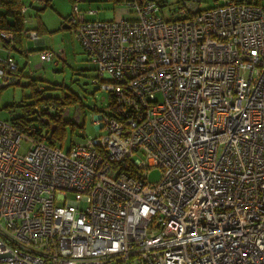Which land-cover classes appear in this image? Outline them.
I'll list each match as a JSON object with an SVG mask.
<instances>
[{"label": "built area", "instance_id": "2783aa9c", "mask_svg": "<svg viewBox=\"0 0 264 264\" xmlns=\"http://www.w3.org/2000/svg\"><path fill=\"white\" fill-rule=\"evenodd\" d=\"M73 1L114 108L66 151L0 119V264H264V0H179L168 20L157 0H122L132 20ZM16 39L0 31V92Z\"/></svg>", "mask_w": 264, "mask_h": 264}, {"label": "rangeland", "instance_id": "374dc122", "mask_svg": "<svg viewBox=\"0 0 264 264\" xmlns=\"http://www.w3.org/2000/svg\"><path fill=\"white\" fill-rule=\"evenodd\" d=\"M162 2V11L166 20L172 19L174 11L179 5V0H157ZM223 0H203L202 8H212ZM73 3L70 0H54L56 9L47 12L48 19L64 18L73 12ZM37 4V3H36ZM84 7L96 8L98 15L96 19H136L135 10L128 4L114 5L108 0H91L90 5ZM131 8V9H130ZM116 10V11H115ZM32 10L31 12H33ZM52 11V12H51ZM161 14V12H158ZM116 15V16H114ZM51 26L59 27L56 33H48L46 35V43L51 48L61 53V57L57 65H51L49 68H36L41 63L39 51H34L36 45L32 40H24L25 47L30 49V54L23 55L18 51H14V55L19 61L22 76L19 77V83L4 87L0 92V119L11 121L17 116L25 114V107L20 104L34 106L35 112H39L40 108L35 105L36 94L32 86V79L36 80L38 87H43L44 96H54L56 98L63 97L65 94H76L78 101L76 104L66 106L67 109L65 119L71 120L76 124L73 129L69 124L66 125L64 150L66 151L71 141L78 143L83 141L82 137L98 136L103 132L96 126V120L101 118L102 112L107 104H109V93L101 90L100 86L93 83V78L97 77V66L91 61L86 53H84L81 43H79L73 30L64 29L59 22H51ZM28 56V57H27ZM32 104V105H31ZM36 106V107H35ZM36 108V109H35ZM37 113H28V118H36ZM37 123V122H36ZM60 145V144H59ZM163 172L159 168H153L149 173V182L157 183L162 178Z\"/></svg>", "mask_w": 264, "mask_h": 264}, {"label": "trees", "instance_id": "16d2710c", "mask_svg": "<svg viewBox=\"0 0 264 264\" xmlns=\"http://www.w3.org/2000/svg\"><path fill=\"white\" fill-rule=\"evenodd\" d=\"M115 5H119L122 0H113ZM26 2H32V0H0V31H14L17 34L16 46L17 50L23 51L21 43L24 39L23 31L26 29V25L23 21L24 14H22L23 4ZM30 16V13H29ZM24 54V51L22 52ZM19 77L22 76V72L19 68ZM96 77L93 78V80ZM19 83V82H18ZM94 83V82H93ZM36 80L32 79V86L34 88V93L36 94L35 105L40 108L39 112H35L34 106L32 109L29 108L30 105L20 104L19 106L25 107L26 112L10 122L16 127L18 126L20 130L30 134L37 141H44L47 145L54 146L60 144L64 147L65 144V133L67 131L66 125L69 124L71 128H74L76 124L71 120L65 119L67 109L66 106L70 104H76L78 97L76 94H65L61 98H56L54 96H44L43 87L37 86ZM100 86V85H99ZM115 102H113V96L109 97V104L107 107L114 108ZM32 105V104H31ZM35 106V107H36ZM54 107V110L52 108ZM36 109V108H35ZM52 110V111H51ZM101 110V112H103ZM37 113L36 118H28V113ZM37 122V123H36ZM87 137L83 136L82 139L85 140ZM81 142V141H80ZM75 144L71 141V145Z\"/></svg>", "mask_w": 264, "mask_h": 264}, {"label": "crops", "instance_id": "0c3cea01", "mask_svg": "<svg viewBox=\"0 0 264 264\" xmlns=\"http://www.w3.org/2000/svg\"><path fill=\"white\" fill-rule=\"evenodd\" d=\"M70 1L72 2V0H70ZM90 1L91 0H87L86 2H84L82 4V7L86 9L87 7H84V6L90 5ZM108 1H111L112 4L115 5L113 0H108ZM119 5L121 6V4H119ZM119 5H117V6H119ZM50 9H52V10L56 9L54 6V0H47V2L45 4H42V3L35 4L34 11L30 13V23L28 24L27 27L29 29L37 31L40 34V38L38 40H36V41L32 40L34 42V44L36 45V49L34 51H39V50L45 49V48H47V49L51 48V45L50 44L48 45L46 43L45 37H46V35H48V33H56V31H58V28H59V27L55 28L54 26H51V22H53V21L59 22L61 24V26H63L65 24L64 29L71 30L70 25H69V19H68V17L70 16V13L68 15H66L64 18L59 17V18H56L55 20H51V19L49 20L48 16H47V12L50 11ZM97 15L98 14H96V16ZM114 16H116V15H114ZM92 19L96 20V17L93 16ZM97 19H99V18H97ZM114 19H116V18H114ZM25 39L28 41L31 40V39L26 38V37H24V39L22 40V43L20 46H22L24 54L22 53L23 51H19V50H16V51H18L20 54L29 56L30 49L25 47V45H24ZM37 67L38 66H35L34 70H36ZM19 68H20V65H19Z\"/></svg>", "mask_w": 264, "mask_h": 264}, {"label": "water", "instance_id": "95a60500", "mask_svg": "<svg viewBox=\"0 0 264 264\" xmlns=\"http://www.w3.org/2000/svg\"><path fill=\"white\" fill-rule=\"evenodd\" d=\"M16 50H17V47H16Z\"/></svg>", "mask_w": 264, "mask_h": 264}]
</instances>
